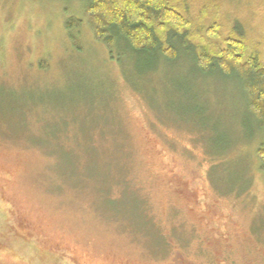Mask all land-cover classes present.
<instances>
[{"label": "rangeland", "instance_id": "obj_1", "mask_svg": "<svg viewBox=\"0 0 264 264\" xmlns=\"http://www.w3.org/2000/svg\"><path fill=\"white\" fill-rule=\"evenodd\" d=\"M190 2L264 57V0ZM83 3L0 0V264H264V132L239 84L110 54Z\"/></svg>", "mask_w": 264, "mask_h": 264}, {"label": "trees", "instance_id": "obj_2", "mask_svg": "<svg viewBox=\"0 0 264 264\" xmlns=\"http://www.w3.org/2000/svg\"><path fill=\"white\" fill-rule=\"evenodd\" d=\"M83 1L84 17L90 32L110 54L120 45L132 53L155 54L166 61L177 59L179 52L185 53L199 75H218L235 80L242 89L246 111L256 123L258 131L264 132V57L259 48L249 43L242 34L233 36L226 25L218 28L215 14L207 16L205 9L201 8L198 16L193 17L189 12L190 1L193 0ZM194 20L201 23L198 31L207 26L203 31L207 34V40L201 44L192 39ZM76 25L80 27V21L75 22ZM223 28L228 33L221 37L218 30ZM62 125L48 133L51 140L59 142L65 138L61 132L67 124ZM256 155L258 168L263 172L264 140L258 145ZM56 159L60 165L57 170H62L66 175L72 172L75 177L81 173L91 176L93 170H99L98 167L93 169L87 162L78 165L75 158L68 155L64 157L63 165L61 155ZM99 181L103 182L102 179ZM137 220L144 222L141 221V214Z\"/></svg>", "mask_w": 264, "mask_h": 264}]
</instances>
